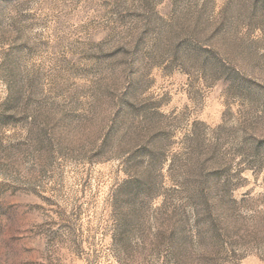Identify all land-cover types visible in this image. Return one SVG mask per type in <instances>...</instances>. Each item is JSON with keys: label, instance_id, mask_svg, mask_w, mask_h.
Wrapping results in <instances>:
<instances>
[{"label": "rangeland", "instance_id": "374dc122", "mask_svg": "<svg viewBox=\"0 0 264 264\" xmlns=\"http://www.w3.org/2000/svg\"><path fill=\"white\" fill-rule=\"evenodd\" d=\"M0 264H264V0H0Z\"/></svg>", "mask_w": 264, "mask_h": 264}]
</instances>
